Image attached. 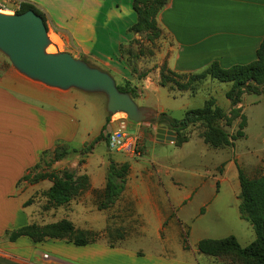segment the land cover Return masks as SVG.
<instances>
[{
    "label": "crops",
    "instance_id": "crops-1",
    "mask_svg": "<svg viewBox=\"0 0 264 264\" xmlns=\"http://www.w3.org/2000/svg\"><path fill=\"white\" fill-rule=\"evenodd\" d=\"M2 1L12 4L13 8L7 11L12 14L23 3L34 5L45 15L49 38L53 40L55 36L60 40L59 50L63 46L64 52L93 62L98 69L99 64L113 78L117 77L116 82L121 85L130 82L138 88L141 95L138 99L142 102L163 90L166 101H187L180 109L184 115L192 109L190 101L198 94L161 87L163 65L186 76L200 74L214 63L224 69L248 65L257 60L264 40V0H170L158 15L162 30L159 50L147 59L140 56L129 61L123 50L141 39L130 31L138 19L134 0H114L109 5L108 0ZM215 81L209 80L211 86L206 88L202 107L207 100L214 99L226 112L240 109L246 126L244 137L224 149L211 150L197 137L198 143L206 147L204 151L216 159L214 167L186 172L175 181L173 167L156 164L154 159L143 157L144 153L140 157L132 152L113 156L116 163H128L130 171L123 193L107 208L105 227L85 228L102 239L84 246L57 239L35 242L26 236L12 242L7 233L31 223L27 207L30 189L41 186L48 190L53 185L49 180L35 185L23 179L33 177L43 154L48 153L46 159L50 162L56 150L65 148V157L53 163V169L60 171L54 172L75 171L72 168L77 166L87 142L95 141L103 132L108 137L118 124L114 117L107 123L106 101L100 134L95 138L89 133L79 141L81 124L75 113V101L84 100L80 94L84 92L64 91L33 81L18 72L0 52V264H221L201 254L199 242L235 237L237 233L211 236L201 223H205L210 212L217 211L222 226L231 222L225 217L229 214V220L252 231V225L241 218L239 211L237 164L250 178L264 175V94L244 95L233 107L226 97L232 84L223 89ZM155 102L154 108L171 117H184H175L160 99ZM240 122L235 120L226 130L236 134ZM95 153L93 149L86 154L88 164L83 170L89 176L90 191L103 194L112 161L108 155H102L97 164L99 155ZM223 189L232 196L223 198ZM236 238L240 243L239 235Z\"/></svg>",
    "mask_w": 264,
    "mask_h": 264
},
{
    "label": "trees",
    "instance_id": "trees-1",
    "mask_svg": "<svg viewBox=\"0 0 264 264\" xmlns=\"http://www.w3.org/2000/svg\"><path fill=\"white\" fill-rule=\"evenodd\" d=\"M170 0H134L133 9L137 14V23L131 28V33L140 35L146 40L155 44L162 37V30L158 24L159 13L167 6ZM33 10L40 15L46 26L45 15L34 5L23 3L16 14H22ZM48 28V27H47ZM141 43L135 41L129 48L123 50V56L130 60H137L140 55L134 49ZM136 50V48H135ZM206 80H216L221 83H231L232 87L226 97L232 102L233 107L237 106L244 95L264 94V40L257 52V60L248 65H237L229 69L222 68L214 63L200 74L190 76L180 75L163 65L161 67L160 86L169 91L191 92L197 94L198 85ZM119 90L131 95L136 100L138 88L133 87L130 82L118 86ZM242 111L233 108L226 112L216 105L214 99L205 102L202 108L188 110L182 119H176L168 113H161L158 124L165 125L169 130L181 135L196 125L204 126L205 131L201 134L204 142L213 149H224L234 145V142L244 137L246 118ZM112 115L109 114L107 123ZM240 119L239 129L236 134L231 135L226 127L232 126L233 122ZM106 130V127L103 131ZM101 140H108L103 132L96 139L95 143ZM179 141L178 143H184ZM188 142V141H187ZM67 153L65 148L55 152L54 158L46 162L48 153L43 154L41 164L35 170L41 168L42 163L47 165L64 158ZM130 165L111 162L106 179V188L102 194V207L107 209L116 203L123 193L129 175ZM23 179L36 183L49 180L53 185L44 192L48 204L53 207L68 205L82 190L89 189L90 180L88 175L78 176L75 171L66 169L61 172L41 173L36 176H25ZM239 211L241 218L248 221L256 234V239L247 247H242L234 236L225 239H204L199 242L198 250L201 254L210 256L221 264H264V175L250 178L239 166ZM28 205V204H27ZM72 223L64 221L40 228L35 224L14 230L7 233L10 241H16L26 236L35 242H42L46 239H57L77 246H84L94 242L88 240L84 235L91 236L93 233H77ZM71 234V235H68ZM96 235V234H94ZM74 236V237H73ZM72 237V238H71Z\"/></svg>",
    "mask_w": 264,
    "mask_h": 264
},
{
    "label": "rangeland",
    "instance_id": "rangeland-1",
    "mask_svg": "<svg viewBox=\"0 0 264 264\" xmlns=\"http://www.w3.org/2000/svg\"><path fill=\"white\" fill-rule=\"evenodd\" d=\"M114 0H108V5L112 4ZM6 8L8 10H11L12 4L6 3ZM5 15H13L12 13H8L6 11L1 12ZM144 36V35H143ZM139 36L140 39V45H136L134 51L135 53L139 54L140 56L144 58L152 57L153 52L159 50L160 45L159 40L156 41V43L153 45L149 43L145 37ZM53 44L57 45L60 40H58L55 36H53V40L50 39ZM142 40V42H141ZM55 45V46H56ZM62 45V44H61ZM55 46H50L48 49V53L50 54H57L59 52L64 53V47L62 46V50L56 49ZM90 66L95 67L96 65L93 62H87ZM99 69L102 71H106L102 66L99 64L97 65ZM108 73V72H106ZM117 77L114 76V80H116ZM117 86H120L119 82H116ZM216 84H219L223 89L227 88L228 83H220L216 82ZM211 86V83L209 84V80H206L198 85V95L195 96L193 99H191V107L192 109L200 108L203 105V100L206 97L207 91L206 88H209ZM77 92V91H74ZM83 94L84 100L77 99L75 101V105L77 109H75V113L79 119V122L81 124V130L79 133V141L85 139L88 134L90 133L92 137H97L101 130H102V120L101 115H105L104 111V103L107 101L106 97L104 95L99 94ZM156 95V96H155ZM140 92L138 91V97L136 98V103L141 105H148L145 107L156 109L159 113H166L164 111L158 110L155 107V101L157 99H160L162 101L163 105H167L170 107V109L173 110L174 116L177 118H181L184 113L181 112V107L187 101L183 102L182 100H167L166 97V91L163 90L161 94H152L151 98L145 102L140 101L138 98H140ZM138 99V100H137ZM113 117V116H112ZM111 117V119H112ZM126 118L127 119V128L126 133L133 139V145H132V151L138 150L141 151V156L148 157V159H154V162L156 164H159L161 162L162 164H165L167 166L173 167V173H174V179L180 180L183 175L186 174V172L195 173V172H202L205 170V168L208 166L209 168L214 167V164H217V161L215 162V158L210 154L208 155L204 150L206 147L203 145H200L198 143L197 137L201 138V134L205 131L204 126L196 125L194 127H191L187 131L183 132L181 135H176V141L175 142H169L165 139L158 138L157 129H159L161 126L157 123H142V124H136L131 122L126 114H119L116 116L117 118ZM136 126H139V129H136ZM165 126V125H164ZM258 128V125L254 126L253 129L256 130ZM167 130H169L167 128ZM172 131V130H171ZM101 135V134H100ZM192 137H194L193 141L185 145L187 141H189ZM202 139V138H201ZM179 141H185L184 143H178ZM96 141V140H95ZM95 141L89 140L87 142V147L83 150L81 153L80 159L77 161V166L73 167L78 174V176L85 175L84 172V166L88 164V160L86 157V154L91 153L93 149L96 151V155L98 156V162L97 164H100V160L102 158V155H108L109 161L111 162L113 159V156L118 155H124L127 153H130V151H117L113 150L108 142L106 140H101L97 145ZM94 145H96L94 147ZM211 150H214L212 147L209 146ZM133 154V153H130ZM48 159V158H47ZM49 162V159L46 161ZM53 165H47L46 163H42L41 168L36 170L35 174L33 176H36L37 174L41 173H50L54 171H60V169H53ZM239 166L237 164L238 172H239ZM62 170V169H61ZM101 171V169H98ZM187 180V179H185ZM190 180V179H189ZM30 182V181H29ZM42 181L31 183V184H39ZM52 183V182H51ZM53 184V183H52ZM39 186V185H38ZM47 189L45 187H38L35 189H30L31 197L28 201V209L30 211V217H31V224H35L39 226L40 228H44L46 226L60 223V222H70L73 224L75 233L74 236H78L77 233H90L91 231L85 230L86 227H92L94 225V229H100L105 227L106 220L108 221V213L107 209L102 207V194L99 191L96 193V191L91 192L90 189L82 190V192L76 196L68 205L63 207H53L50 206L44 197V192ZM232 194L227 189H223L222 191V197L223 198H229ZM225 217L228 219V223H225L224 226L221 225V223L218 222V214L217 211L210 212L208 214V218L206 219L205 223H201L203 227L206 226L207 233L211 236H219L221 233H230L234 232L235 235L237 233V237L239 235L240 238V244L242 247L249 246L255 239L256 234L252 227V231H246L243 227H241L237 221L234 223L232 220H229V214H226ZM250 224V223H249ZM88 225V226H87ZM93 234L91 236L84 235L85 238L88 240H98L102 239L101 235H98V233L92 232ZM96 234V235H94ZM71 235V234H68ZM73 236V237H74ZM235 236V237H236ZM226 237V236H223ZM72 238V237H71Z\"/></svg>",
    "mask_w": 264,
    "mask_h": 264
},
{
    "label": "water",
    "instance_id": "water-1",
    "mask_svg": "<svg viewBox=\"0 0 264 264\" xmlns=\"http://www.w3.org/2000/svg\"><path fill=\"white\" fill-rule=\"evenodd\" d=\"M51 45L43 18L33 10L13 15L0 13V52L18 72L52 88L102 94L112 116L123 113L136 124L159 122L156 109L139 106L130 94L119 90L109 73L67 52L50 54ZM157 134L169 142L177 139L176 132L164 125L157 129Z\"/></svg>",
    "mask_w": 264,
    "mask_h": 264
},
{
    "label": "built area",
    "instance_id": "built-area-1",
    "mask_svg": "<svg viewBox=\"0 0 264 264\" xmlns=\"http://www.w3.org/2000/svg\"><path fill=\"white\" fill-rule=\"evenodd\" d=\"M6 3L3 2L2 0H0V11L4 12V11H8V9L6 8ZM15 14V13H13ZM56 45V44H55ZM52 42L51 46H55ZM56 49H59V45L57 44ZM119 114H123V113H119ZM119 114L114 115V122H116L118 124L117 130H115L114 132L110 133L108 136V144L110 145V147L113 150H117V151H130L133 153L134 156L136 157H140L141 156V151L138 150H134L132 151V145H133V139L126 133V128H127V119L126 118H117L116 116H118ZM263 145H264V139H263ZM48 257V256H46Z\"/></svg>",
    "mask_w": 264,
    "mask_h": 264
}]
</instances>
